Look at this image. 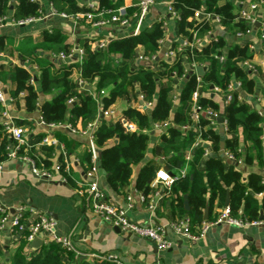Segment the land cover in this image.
<instances>
[{
	"label": "trees",
	"instance_id": "trees-1",
	"mask_svg": "<svg viewBox=\"0 0 264 264\" xmlns=\"http://www.w3.org/2000/svg\"><path fill=\"white\" fill-rule=\"evenodd\" d=\"M49 2L58 13L74 14L90 10L88 5L80 6L76 0ZM119 4V0L115 3L98 0L95 11L103 6L116 8ZM171 7L177 16L178 32L182 39L187 41V45L177 50L180 42H172L174 59L158 60L157 63L162 69L154 70L150 65L143 64L132 65L139 47L142 48V56L148 59L157 56L158 39L163 36L160 19L136 34L108 41L104 49L93 50L86 39H80L79 44L83 51L80 65L61 62L53 57L59 52L69 53L72 49L62 31L48 29L42 31L38 39L24 37L16 44L17 53L23 60L37 66V69L31 74L24 66L0 63V80L10 83L8 94L16 99L15 103L22 100L26 112L33 111L37 106L39 94L34 84L38 83L41 93L49 96L39 107L40 116L48 123L67 121L75 127H84L96 115L95 97L87 88L77 86V79L73 77L74 69L78 71V78L83 84L93 86L97 93L101 89H109V93L102 97L105 107L118 98L125 100L127 106L122 110L121 116L112 123L103 121L94 131V143L99 152V167L106 172V181L116 192L127 189L132 166L144 158L151 122L171 119L173 124L165 128L160 142L152 147V157L140 167L134 187L143 192L148 191L149 181L158 167V159L163 157L168 171L175 176L171 185V191L176 195L174 208H177L179 213L184 211L185 195L188 202L187 212L195 225L202 220V209L211 208L214 201L222 205L226 196L233 215H240L238 210L241 208V215L245 219H258L262 215L264 221L262 176L258 172L245 174L236 165L239 159L245 165L264 164V117L259 110L250 109L247 104L241 102L235 89L229 92L230 98L224 108L225 131L228 136L223 147L226 152L233 154L234 161L227 167L213 154L204 155V145L193 147L197 139L208 143L212 153L218 152L221 147L219 134L206 119L199 120L197 130L181 129V126L191 123L187 112L190 110L192 93L197 89L213 85L225 94L229 83L238 82L246 92L251 93L254 90L253 79L239 65L240 60L250 56L248 46L234 44L223 52L224 38L210 35L211 18H197L196 12L210 13L217 18L221 26H226L232 35L245 33L248 30L247 20L234 12L232 0H172ZM7 14L16 21L37 16L38 4L33 0H16L12 5V0H0V17ZM9 45L12 43L9 44L0 36V51L7 49ZM220 56L223 57L222 60L219 59ZM186 63L205 66L206 70L202 76H198L194 70L186 71L179 94V105L173 110L172 99L169 97L173 87L170 75L173 73L176 79L180 78L184 74ZM163 77L168 81L165 86H160L159 80ZM30 78H33V83L29 82ZM134 85L143 100L151 103L149 112L135 106ZM70 98H73V101L69 104L67 101ZM196 101L205 109L219 111V104L213 95L199 94ZM15 119L18 124H23V121ZM125 123L134 124L135 130H129ZM5 142L6 138L0 131V161L6 157ZM66 143L68 152L75 148L76 144L70 141ZM40 149L45 154L46 165H49L54 149L45 146ZM185 149L191 152L188 171L183 176L175 175L176 170L185 163ZM88 156L86 153L81 157L87 165ZM61 172L65 174L63 168ZM67 182L71 186L74 185L69 175ZM26 245V241L21 239L8 264H71L69 258L72 253L68 252V259H64L61 254L63 250L58 243H43L31 256H26L24 252ZM1 255L0 250V258ZM80 264L90 263L81 261Z\"/></svg>",
	"mask_w": 264,
	"mask_h": 264
},
{
	"label": "crops",
	"instance_id": "crops-1",
	"mask_svg": "<svg viewBox=\"0 0 264 264\" xmlns=\"http://www.w3.org/2000/svg\"><path fill=\"white\" fill-rule=\"evenodd\" d=\"M76 1L80 6L98 2V0ZM109 1L115 3L117 0ZM136 1L119 0V6H123L130 11L133 10V5ZM171 1L155 0L145 15L141 27V29L148 27L159 19L165 20V25L162 28L164 39L156 53L157 56L150 63V66L154 70L162 69L157 63L158 60L166 59L167 61H171L174 59L165 58L163 56L164 52L172 42H180L182 40L177 29V20L168 11V5L171 4ZM36 2L41 14L40 19L18 25L10 24L9 22L0 24V36H3L9 44L12 43L7 49L0 51V63H15L19 65L23 59L17 53L16 44L28 36L32 39H38L42 31L48 29L62 31L66 35L67 42L74 48H80V39H86L93 50L96 43L100 40L110 41L133 34V27L131 25L125 27L109 25L102 28H93L86 21L69 20L52 14L49 0H36ZM232 2L234 12L239 14L242 10L250 11L249 6L251 3L255 2L258 4L255 10L250 11L253 15V22L247 23L248 30L243 34L232 35L229 32L230 30L226 26H221L217 18L210 13L205 14V12L200 11L196 17L203 18L207 16L211 18L210 35L224 38L225 45L222 48L223 52H226L234 44L248 46L250 56L240 60L239 65L253 79L254 90L248 93L240 86L236 87L235 90L241 102L247 104L250 109L260 110L262 112L261 115L264 117V37H261L264 34V2L260 0H232ZM15 3L16 0H12V5ZM6 16L9 17V14ZM141 52L142 48L139 47L132 65H142L137 58L138 55L142 54ZM73 77L78 81V71L75 69ZM170 79L173 87L169 92V97H178L183 80L177 81L172 75H170ZM167 81L168 79L163 77L159 80V85L165 86ZM0 83L3 90L8 94L7 91L11 87L10 83L1 80ZM34 86L38 90L39 97L37 106L33 111L26 112L22 100H19L17 103L15 101L14 105L9 106L11 114L20 121H23L22 125L30 126L33 129L28 134L30 136L36 131L41 134L47 133L45 128L37 126L35 122L40 114V104L43 100L48 99L49 96L41 93L38 83L35 82ZM77 86H83L90 90V92H96L93 86L83 84V82L80 85L77 84ZM134 89V94L136 95L138 91L136 85H134ZM104 90V96H106L109 93V89L104 88ZM199 92L207 96L213 95L219 104L220 112H224L225 102L220 91L210 89V87H201ZM176 104L177 102L172 107L173 110L178 107ZM109 106L119 111L118 116L120 117L122 110L126 108L127 104L125 100L118 98ZM172 124L173 122L170 123V125ZM77 127H80V125ZM262 127L264 131V121ZM148 131H150V137L144 158L138 164L132 166V175L127 189L118 192L112 190L106 181V172L100 167L97 173L98 186L111 203L122 208H127V215L134 222L147 225H167L170 221L188 216L192 224L195 225V222L192 221L187 212L188 209L184 207V211L179 213L178 209L174 208L176 195L171 191V186L168 187L162 183L153 186L151 185L153 178H151L147 192L134 187V181L140 167L152 157V147L160 142L161 134L165 132V128L153 130L150 125ZM215 131L219 134L222 144L218 152H211L210 154L221 159L227 167L232 163V161L227 160L223 147L224 140L228 134L225 131V127L221 124L216 126ZM50 134L59 143H62L65 149L63 152L60 151L58 146H45L54 149L50 157L51 162L47 166L52 167L57 162L67 161L69 163L67 171L63 168L65 174H62L61 170H53L52 182L38 183V179L32 177L29 166L25 162L5 157L0 161V204L10 210H13L20 203L25 204L28 206L26 213L30 218H35L37 213L52 217L55 221L54 231L58 235L70 236L77 251L75 253L71 252L72 257L69 258L71 259V264H80L81 261L90 264H114L112 262L97 263L90 256L91 253L115 255L123 264H264L263 225L237 227L220 223L211 226L196 240L180 237L173 229L167 227L166 238L170 240L171 247L165 250H158L148 239L136 234L125 233L118 227L103 221L91 212L90 208L85 205L83 197L77 192L78 183L85 180V172L88 168V165L81 159L87 153V137L78 135L62 127L55 129ZM262 139L264 141V133ZM29 140L32 142L31 139ZM69 141L76 145L73 150H69L68 152L66 142L69 143ZM203 143L206 144V142ZM242 151L243 148L241 149ZM37 152L38 158H44L41 160H44L43 162L45 163L46 157H44L45 154H43L40 147ZM161 159L164 160L163 157L158 159L157 170L166 166L164 162L160 163ZM236 165L245 174L248 172L260 173L264 182V164L253 163L245 165L243 162H240L236 163ZM178 169L175 175H179ZM64 175L66 176V181H62ZM68 175L74 181L73 186L67 182ZM141 196H143V199ZM129 204H131L130 207H128ZM222 206H225V204L219 205L214 201L211 208L205 207L202 209V219H205L203 217L205 209H207L206 219H212L217 216ZM21 239L13 232L7 230L0 232V250L2 252L0 264L9 263L10 257L20 245ZM44 242L42 241V244ZM29 243L24 248L26 256L33 255L38 249L30 247ZM67 253L62 251L61 254L64 259H68Z\"/></svg>",
	"mask_w": 264,
	"mask_h": 264
},
{
	"label": "built area",
	"instance_id": "built-area-1",
	"mask_svg": "<svg viewBox=\"0 0 264 264\" xmlns=\"http://www.w3.org/2000/svg\"><path fill=\"white\" fill-rule=\"evenodd\" d=\"M36 1V0H33ZM155 0H137L133 5V10L128 11L123 6H118L116 8H110L107 6L100 7L99 10L97 9V1L93 2L88 5L90 8L89 11L78 12L74 14H65V13H58L50 4V11L52 14L59 15L62 18L74 20V21H86L91 27L93 28H102L109 25H116L118 27H125L131 25L133 27V34H136L140 31L142 27V23L144 20L145 15L148 13L150 6L154 3ZM258 7V4L253 2L250 4L249 9L250 11L255 10ZM168 11L171 15H173L176 19L177 16L175 15L171 4L168 5ZM250 11L242 10L240 15L243 16L247 23L253 22V15ZM200 11H197L195 16H197ZM206 14V13H205ZM41 14L38 8L37 16L28 17L24 20H13L10 16H1L0 17V24L10 23V24H23L32 22L34 20L40 19ZM160 20V19H159ZM162 20V28L165 25V20ZM264 37V34L261 35ZM164 37L158 39L159 47L162 44ZM199 40L197 39V42ZM108 41L107 40H100L96 43L94 50L96 49H104L107 47ZM187 45V41L182 39L177 47V50L183 49ZM165 58L173 59L175 56V50L171 48V45L167 48L163 55ZM55 59L60 60L61 62L65 63H76L78 65L81 64L83 51L81 48H74L69 51V53L59 52L53 55ZM138 61L141 62L143 65H150L151 62L154 61V56L150 59L142 56V54L137 56ZM222 56L219 57L222 60ZM19 65L26 67L31 74L37 69V66L31 65L27 60H22ZM196 65L194 64H185L184 74L181 75L180 78L176 79L177 81H182L186 77L187 70H194L195 71ZM174 76V74H171ZM79 77V73H78ZM175 77V76H174ZM197 79H199L197 77ZM30 83H33V78L29 79ZM82 83L81 79L78 78L77 84L80 85ZM240 86L239 83H229L227 86V92L222 94L224 97V102L230 98L229 92L236 87ZM200 89V88H199ZM199 89L192 93L191 102H190V110L187 112L191 123L181 126L182 130L187 129H198V122L200 119H206L208 124L214 126L216 128L217 125H223L225 127V120H224V112L215 111L213 109H205L201 107L197 103V97L200 94ZM213 90L220 91L218 88L213 87ZM22 94V93H21ZM93 97H95L96 105H97V112L94 119L88 122L84 127H75L72 124L68 123L67 121L64 122H45L40 114L36 119L35 124L39 127H43L46 129L47 133L41 134L40 132L36 131L32 136L30 134L33 129L30 126H24L22 124H18L16 122V117L11 114L9 110L10 105H14L15 98L8 95L4 90L0 83V131L1 134L5 136V149H6V158L9 159H19L22 162H25L30 169L32 177L35 179H46L51 180L53 175V170H61L64 168L67 171L69 163L67 161H60L57 162L54 166L48 167L43 160L38 158V148L41 146H58L60 151L64 152V145L59 143L57 139L50 134L57 128L62 127L63 129H67L76 133L81 136H86L88 139V145L86 152L89 155V163L88 168L85 172V180L78 183L77 192L80 196L83 197L85 205L88 206L91 212L98 216L105 222H108L125 233H132L139 235L143 238L148 239L154 247L158 250H165L171 247V242L169 239L166 238V230L167 227L173 229V231L180 237L189 239V240H196L200 236H202L211 226L225 223L228 225H233L237 227L246 226V225H263L264 221L258 219H245L241 215V208L238 210V214L240 215H233L229 206L225 205L222 206L216 217L212 219H202L199 224L194 225L192 224L190 218L188 216H184L179 219H175L167 223V225H147L143 223H138L132 221L127 215V208L119 207L113 203H111L104 193L100 190L98 186V179L97 173L99 170V152L98 148L94 143V131L95 129L103 122L108 121L112 122L119 118L118 112L112 106L105 107L103 104L102 97L105 94V90L101 89L99 93L92 92ZM172 105H179V96L173 97ZM73 101V98L68 99V103L70 104ZM135 106L144 111H149L151 108V103L146 102L143 100L142 95L139 91L136 93V101ZM185 109V107L183 108ZM259 113L262 112L259 110ZM222 116V122L219 123L217 118ZM172 121L169 119L162 121V122H152L151 128L154 129H162L166 128L170 125ZM129 130H135V125L132 123H125ZM31 139L32 142L29 140ZM204 141L197 139V141L193 144V147L196 148L200 145H204V155L208 156L212 151L208 146V143L204 144ZM33 148V149H32ZM65 155V154H64ZM225 155L227 160L234 161L233 154L231 152H226ZM183 157L185 163L181 166L178 171L179 175L183 176L188 171V161L191 157V152L187 149L183 153ZM70 162V161H69ZM242 162L241 159L237 160L236 163ZM71 163V162H70ZM175 179L174 174L170 175L167 170L164 168H159L155 172V176L152 179L151 185L155 186L158 183H162L166 186H171ZM62 181H66V176L62 177ZM143 199V196H141ZM131 204L128 205L130 207ZM28 206L25 204H18L13 210H10L0 204V232L3 231H10L17 234L20 238L24 239L26 243H29L34 237L39 236L44 243L48 242H55L60 245L64 252H77L74 248L72 243V239L68 235H58L54 231L55 221L52 217L46 214L37 213L35 218H30L27 215ZM90 256L95 259L97 263L100 262H112L114 264H123L115 255L111 254H98V253H91Z\"/></svg>",
	"mask_w": 264,
	"mask_h": 264
},
{
	"label": "water",
	"instance_id": "water-1",
	"mask_svg": "<svg viewBox=\"0 0 264 264\" xmlns=\"http://www.w3.org/2000/svg\"><path fill=\"white\" fill-rule=\"evenodd\" d=\"M205 70H206V67L202 66V65H197L196 68H195V72H196V74L198 76H202L204 74ZM209 87H210V89H212L213 85H210ZM217 120H218L219 123H221L222 122V116H219L217 118ZM163 162H164V160L161 159L160 163H163ZM164 169L168 171V168L166 166H164ZM169 174L172 175L171 172H169ZM47 182H52V181L51 180H46V179H38V183H47ZM184 198H186L185 195H184ZM224 204L228 205V196H226ZM184 207H185V209H188V202H187L186 199L184 200ZM203 217L205 219L207 218V209L204 210V216ZM259 219L263 220L262 215L259 216ZM41 245H42V240H41V238L39 236L34 237L29 243V246L33 247V248H39Z\"/></svg>",
	"mask_w": 264,
	"mask_h": 264
}]
</instances>
